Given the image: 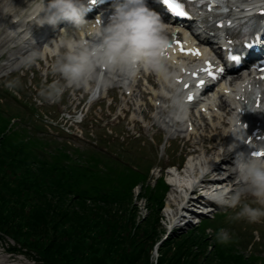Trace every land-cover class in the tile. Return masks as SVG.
Segmentation results:
<instances>
[{
    "label": "trees",
    "instance_id": "1",
    "mask_svg": "<svg viewBox=\"0 0 264 264\" xmlns=\"http://www.w3.org/2000/svg\"><path fill=\"white\" fill-rule=\"evenodd\" d=\"M14 117L0 112V240L1 234L18 243L21 238L38 253H26L36 263L255 264L258 257L245 258L234 247L237 242L217 241L224 228L216 226L222 214L217 220L204 219L187 235L168 239L153 262L164 180L148 193L150 216L137 222L133 189L145 176L97 154L80 156L95 160L92 167L69 162L65 150L53 149L49 140L34 136L22 122L10 126ZM125 204L123 219L117 208ZM89 254L93 258L87 261Z\"/></svg>",
    "mask_w": 264,
    "mask_h": 264
},
{
    "label": "clouds",
    "instance_id": "2",
    "mask_svg": "<svg viewBox=\"0 0 264 264\" xmlns=\"http://www.w3.org/2000/svg\"><path fill=\"white\" fill-rule=\"evenodd\" d=\"M29 8L42 13L39 26L47 24L55 27L66 21L79 29L87 22V9L82 0H48L47 3L45 0H32ZM96 27L98 43L91 45L90 49L81 45V49L75 52L69 43V50L58 61L57 70L69 85H78L90 79L97 67L110 71L118 69L129 76L135 75L140 68L145 71L159 70L162 52L168 44L164 36L165 25L160 16L147 6L146 0H122L115 5L107 26L101 27L99 22ZM236 139L243 141L244 137L239 135ZM233 165L237 180L243 187L232 196L223 191L213 192L211 199L221 206L239 207L231 218L233 221L258 222L264 217V159L240 152ZM245 194L251 195L260 207L241 203ZM216 239L219 243H227L230 237L226 230L220 229Z\"/></svg>",
    "mask_w": 264,
    "mask_h": 264
},
{
    "label": "rangeland",
    "instance_id": "3",
    "mask_svg": "<svg viewBox=\"0 0 264 264\" xmlns=\"http://www.w3.org/2000/svg\"><path fill=\"white\" fill-rule=\"evenodd\" d=\"M2 41H3V37H0V44L2 43ZM8 45L9 44H7L6 47L0 46V76L3 74L7 75L11 73V70L14 69L15 67L17 68V70L15 73L0 79V88L3 86L4 89L8 88L10 92L11 91L13 92V89L14 91L16 90L18 97H20L19 99L23 100L24 104L27 103L31 106L33 105V107L36 108L37 112H40V114H42V112L43 113L47 112V110L45 109H49L51 107H48L47 105L50 94L47 95L46 92L47 91L53 92L54 83H56L60 79V72L57 70V67H58L57 61H55L56 68H55V65H53L52 63L49 64L50 67L48 68L46 62L45 64H41V65H39L38 62H35L31 65V69L29 71H26L27 70L26 67L22 68V60H16L14 62H10L9 56L6 52ZM28 65H30V63ZM45 72H47L48 75H46ZM60 89H61V85H59L54 90V95H56L57 91ZM6 95H8V93H5V95L0 93V112L3 113L1 110H4L5 112L12 113L14 116L17 114V115H20V117L18 118L25 117L26 122L29 121L30 118H28L26 115L31 113L30 107L24 109L21 106L14 107V105H11V106L7 105L6 101H10V100H8V97ZM38 100H40L43 104L42 105L39 104ZM116 100L117 101L119 100L118 96H116ZM106 105H107L106 102L102 103V108L104 110H107V108H109ZM29 124L30 123H28L27 126L31 130H33V128L30 126L31 124L30 125ZM39 125L40 124H38V126ZM31 130L30 132L32 133ZM14 131H17V129L15 128ZM98 132L99 134H103V131L99 128H98ZM163 135L164 133H161L159 136V139L161 138L160 140L163 143H165L166 146H168L169 144L168 142H166L165 138L162 137ZM100 138L102 142L106 140L103 136H101ZM143 139L132 142L129 148H126L127 150L125 149L126 151H123L120 147H113L110 149L111 151H114L117 153H123L124 159L127 158V161H131L132 164L135 166H139V165L147 166L149 170V174H150L149 183L154 184L155 180L162 174L160 171V168L165 167L164 166L165 161L163 159V153L159 155V146L155 145V142H152L151 136L150 138H143ZM66 145L65 146L68 149L70 148L74 149L73 147H82L80 148L82 150L88 148L87 146H73L74 144H71V145L66 144ZM52 148L57 149L59 147L52 145ZM67 152L68 151L64 152L63 154L69 157V159H66L69 162L73 161V163L80 164L81 166L84 165L86 167H92L93 164L96 162L95 160H92V159L82 158L79 156V154H73V153H70V152L67 153ZM167 152L171 154L172 160H173L172 164H174L175 166L176 164H181L183 165V167H185L187 165V162L190 161V159L187 160V158L189 157V154H188L189 150L186 148H183V144L180 143L179 141L172 142V149H167ZM196 156H199V155L197 154ZM196 156H194V158H197ZM150 162L154 163V165H152ZM172 170H168V171H172ZM184 172L185 171H183L182 173ZM164 175L166 176L168 183H165L166 184L165 185L166 189L164 191L165 197L163 198L164 200L162 199L164 202V206L159 215L160 216L159 224L156 227V231H157L156 238L159 237L158 238L159 240L166 233L167 226L169 225V223L173 221L169 217L166 218L165 216L167 215L166 213L167 205L172 204L173 214L175 215L177 213V209H176L177 204L182 200V195H183L182 194L180 196V194L176 192L173 186L172 187L168 186V184L169 185L172 184L169 181L170 177H169L168 172L165 171ZM155 188L156 187H154V185L148 186L146 183H143V182L138 183L137 186L134 187L133 206L135 207V210L138 213L137 222H142V219L150 216L149 209H152V208L149 207L151 205L148 202V199L150 197L148 196V193H150ZM141 190H142V195L140 194V197H139L138 195L141 192ZM174 200L176 202H174ZM88 204H91V203L88 202ZM192 207L196 208L194 206ZM120 208H117V210L123 216V219H124V216H125L124 211H126V208H128V204L121 205ZM238 211H239V208L232 209L229 212V216H234L236 212ZM203 217H206V216L191 218L192 223H189V225L184 226L181 230H178L175 234H172V236L174 235L173 237L171 236L172 239L182 237L184 235L189 234L192 228L199 226L198 224L201 220H203ZM207 217L211 218L212 215L208 214ZM220 225L221 224H216V226H220ZM249 225L250 224H247V220H239V221H234L231 223L227 221L226 228H223V229L228 232L229 237H230L229 240H233L238 243V245H234V247L240 250L241 252H243L245 254V258H249V256H252V255H260L262 258H264V250H263V254L260 253L258 250H256V249L260 250L263 243H258V242L255 243L256 238L253 239V236L256 237V235H258V234L256 235L254 234V229L256 228V226L253 227ZM64 228H67V227H64ZM200 230H202V228H200ZM206 233H209V231L206 230ZM1 235L3 238L2 240H0V264H38L34 261L33 258L28 256L29 253H31V255L33 256L36 253L34 251H30V249L25 246V243L21 238L19 239L20 243H18L15 239H13L11 236H8L7 234H1ZM261 235L263 239L264 230L262 231ZM234 237H239L242 240V243L238 240H234L233 239ZM251 243L254 249L251 248V245H250ZM16 250L21 251V252H16ZM38 256L39 255L37 253L36 257ZM152 256L154 257V253ZM152 256H151V259L153 258ZM91 258H93V255L89 254V257L86 255L85 260L90 261ZM142 261L143 260H141L140 262ZM109 264H115V262L109 261ZM255 264H264V261L260 259H255Z\"/></svg>",
    "mask_w": 264,
    "mask_h": 264
},
{
    "label": "bare ground",
    "instance_id": "4",
    "mask_svg": "<svg viewBox=\"0 0 264 264\" xmlns=\"http://www.w3.org/2000/svg\"><path fill=\"white\" fill-rule=\"evenodd\" d=\"M237 1L242 0H231L233 4H236ZM0 2L3 3V6H0V31H2L0 33V37H3L2 43H6L7 36L10 38L9 41H11L15 38L17 32H20L22 47L26 48L25 54H28L30 50L34 49L35 51H43L44 55L49 54L52 57V54L60 47V45L66 44L68 47V44L71 43L73 45L72 50L75 52L81 49V45L89 47L90 49L91 45L99 42L98 38L95 36V29H91L88 24L82 25L79 29H77L74 25L63 27L62 30L65 31L62 32L61 30V33H59L56 37L57 31H54L55 27L47 24L44 26L38 25V20L40 19L42 13H39L38 9L33 11L29 8L32 0H0ZM47 2L48 0H45V3ZM256 2H258V0H252V4H255ZM237 6H240V4ZM15 18L19 20L17 25H13V19ZM235 20L239 21L237 17ZM8 33L10 34L7 35ZM31 33H34V35L39 34L41 36L43 35L44 37H48L45 43L47 46L45 47L44 44L32 46L33 37H30ZM106 72L110 73L111 71L108 69ZM115 72L116 76L123 77L125 86H130V84L132 86L135 85L133 75H126L118 69L112 71V73ZM95 73L101 75L102 71L100 70V67H97ZM149 74L155 75L157 78V82H152V86L147 87L146 90L151 91L153 93V97L161 102L162 109L156 108L158 115L161 117L166 115V117L169 118L168 126L170 128L180 131L183 135L185 133V138L190 141L191 146L195 147V153H198L199 155L197 158L190 159L184 173L172 171V173L169 174V181L172 183L173 188H175L176 192L179 194L184 191L188 192L194 184L195 176L201 174V171L204 172L205 169L211 168L213 169V172L218 173V175L222 172L228 173L227 178L221 180L223 182H218V184L215 185L217 188L213 192L227 190L224 187H219V185H222L223 183H232L236 173L232 171L234 166L233 161L235 158H231L229 155H225L224 153L226 152L224 140L230 136V133H233L234 138L231 139L229 144L237 146L239 140H237L236 137L239 136L240 133L233 127L228 129L223 127V116L220 113L215 112L214 108L206 103L204 106L209 109L211 113V117L209 119L210 123L206 127V130H211L214 134L213 137H207L201 134L198 137V141L194 142L192 138L197 137L199 131L201 130V126L199 127L197 124H192L194 129L191 134L187 133L186 130L184 131L183 120L186 118V113L184 111L185 106L181 103L176 83H174L175 85L172 83L170 78L171 71L160 67L159 70H153ZM127 90L132 91L133 88H127ZM153 97L152 100L154 99ZM141 106L142 103L140 101L138 107L142 109ZM229 108L230 112H232L231 103H229ZM187 116L189 118L193 117V115L188 114ZM198 116V120L203 122L202 115L198 113ZM226 118L229 119V115ZM194 121H196V119ZM204 131L205 130H203V132ZM208 142H212L213 144L211 146H207ZM219 158H222V160L220 161ZM213 192L204 191L202 196H208L211 198V193ZM174 202L176 201L174 200ZM166 213V217H173L172 204L167 205Z\"/></svg>",
    "mask_w": 264,
    "mask_h": 264
},
{
    "label": "snow or ice",
    "instance_id": "5",
    "mask_svg": "<svg viewBox=\"0 0 264 264\" xmlns=\"http://www.w3.org/2000/svg\"><path fill=\"white\" fill-rule=\"evenodd\" d=\"M91 2L93 4H95L97 2V0H91ZM160 5H162L163 7H165L167 9V12L171 14L172 17L174 18H184V19H190V15L189 12L185 10V0H159ZM201 3L204 2V0H200ZM210 4H216V3H221L222 0H209ZM211 10V9H210ZM264 14V13H262ZM97 23H99V21H97ZM179 46V50L181 51V53L185 54V55H195V56H200L202 55L201 51L199 49H185L183 46V43H181L180 41L176 42ZM255 41L248 43L246 45L247 48L251 49L254 46ZM172 47V44L168 43L166 48H170ZM165 48V49H166ZM162 55H164V50L162 52ZM229 60L239 64L241 63V56L240 55H230ZM259 70L260 71H264V65L259 66ZM205 72H207V74L209 76H211L213 79H215V74L212 70V65L211 62H208V67L204 69ZM218 71L223 72L224 69L223 68H219ZM195 75V74H194ZM261 79H264V77H261ZM205 84L204 80H200L199 84L197 85L198 87H203ZM185 87H189V85L185 84ZM188 99L191 101L193 99V96L189 95ZM260 103L259 101H257L256 103V107L260 108ZM243 111V110H242ZM264 114V113H261ZM243 127L245 129L249 128V124L247 122H245L243 124ZM251 139L247 140L246 143L251 144ZM252 156H258V157H262L264 156V152L262 151H252L251 152Z\"/></svg>",
    "mask_w": 264,
    "mask_h": 264
}]
</instances>
